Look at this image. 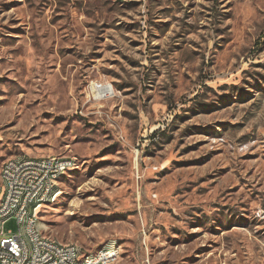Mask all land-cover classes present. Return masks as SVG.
I'll return each instance as SVG.
<instances>
[{
  "label": "rangeland",
  "instance_id": "374dc122",
  "mask_svg": "<svg viewBox=\"0 0 264 264\" xmlns=\"http://www.w3.org/2000/svg\"><path fill=\"white\" fill-rule=\"evenodd\" d=\"M22 155L74 161L40 225L85 254L264 264V0H0V171Z\"/></svg>",
  "mask_w": 264,
  "mask_h": 264
},
{
  "label": "built area",
  "instance_id": "2783aa9c",
  "mask_svg": "<svg viewBox=\"0 0 264 264\" xmlns=\"http://www.w3.org/2000/svg\"><path fill=\"white\" fill-rule=\"evenodd\" d=\"M109 84L93 80L89 84L93 99L108 98ZM71 158L57 155H22L7 158L0 171V222L15 217L18 232L0 235V264H113L117 257L93 258L77 244L59 240L44 241L41 225L34 218L37 197L47 196L52 169L64 166ZM8 202H18L17 210H8Z\"/></svg>",
  "mask_w": 264,
  "mask_h": 264
},
{
  "label": "bare ground",
  "instance_id": "6f19581e",
  "mask_svg": "<svg viewBox=\"0 0 264 264\" xmlns=\"http://www.w3.org/2000/svg\"><path fill=\"white\" fill-rule=\"evenodd\" d=\"M109 84L110 89H108V98L115 95V90L113 86L110 83ZM74 166V161H70L64 166L57 167L56 169H52V176L50 178V190L48 191L47 196H38L37 197V207H34V218L35 221H38V225H40V209L46 202H53L56 200V198L61 194L60 190L57 189V183L59 178L62 174L66 173L69 169H71ZM18 209V202H8V210H17ZM4 222H0V227ZM0 231V235H1ZM41 235L44 239V241H56V239L48 237L44 234L42 228H41ZM58 240V239H57ZM65 244H73V243H65ZM114 255L118 257L119 255V249L116 247L115 244H111L108 246H105L103 249L99 250L97 253H93V258H100L101 255Z\"/></svg>",
  "mask_w": 264,
  "mask_h": 264
}]
</instances>
